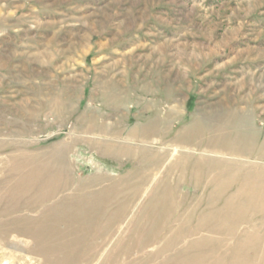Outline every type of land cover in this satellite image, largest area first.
<instances>
[{"label": "rangeland", "instance_id": "374dc122", "mask_svg": "<svg viewBox=\"0 0 264 264\" xmlns=\"http://www.w3.org/2000/svg\"><path fill=\"white\" fill-rule=\"evenodd\" d=\"M231 112L248 169L175 159ZM263 175L264 0H0V264H264Z\"/></svg>", "mask_w": 264, "mask_h": 264}, {"label": "bare ground", "instance_id": "6f19581e", "mask_svg": "<svg viewBox=\"0 0 264 264\" xmlns=\"http://www.w3.org/2000/svg\"><path fill=\"white\" fill-rule=\"evenodd\" d=\"M234 113V112H233ZM232 112L230 113V114H228L227 115V117H226V115L224 114V116L223 117H225V118H223L222 119V131H221V135L220 136H218L216 133H214V131H215V126L212 128V129H214V131H212L213 132V135H211L210 134V136L209 137H207L206 136V134H207V131L206 130H203V125L204 124H201L200 122H198L197 120L194 122V123H192L191 125H189L188 127H186L185 129H184V131L182 132V134L181 135H179V136H177L174 140H175V145L177 146V148H178V151H179V149H181L180 150V152H179V155H178V158H176L178 161L180 160L181 162H186L187 160H189V159H192V157H193V155H194V151H195V149H194V146H195V140H198V139H200V140H202V141H204V140H209V142H214L213 144H215L214 146H203V148H205L204 149V151L205 152H207L208 154H201L200 156L201 157H197L196 158V161H195V165L196 164H199V162H201V161H204V160H206V161H210V162H212V163H214L213 164V166L215 165V164H217V163H219L220 162V164H229V165H234V166H237L238 168H237V171H239L240 169H243V171L244 170H246V169H248V167L250 166V165H248V163H247V161L244 159V156L246 155V150L245 149H243V147H242V150L241 149H239V148H237L236 150H233V152H231V154L228 152V149H227V147H226V143H228V142H230L229 140H230V138H229V135H230V133H231V131H229L228 132V130H227V128H230V127H232L233 125H234V119L235 118H239V120H240V122L242 123V124H240L239 125V128H240V133L241 132H243L242 130H244L245 128H246V125H245V118H244V114L243 115H238V114H233ZM199 120V119H198ZM238 122V121H237ZM237 122H235V125L237 126ZM161 120L159 119L158 120V118H157V120L155 119V120H153L152 122H150L149 124H147V125H145V127L143 128V129H141V130H139V134L137 133L136 134V131L135 132H133V133H131V135L133 136V137H141L142 139H143V141L145 142V144H147L148 143V141L150 140V139H152L154 136H157V134H159L160 133V131L162 130V129H160L161 128ZM164 128V127H163ZM165 130V129H164ZM163 130V131H164ZM211 131V130H210ZM238 134L239 135V139H241V134ZM226 134H228V136H226ZM237 135V136H238ZM231 136V135H230ZM236 136V137H237ZM111 137V136H110ZM202 137V138H201ZM244 138V137H243ZM241 140H243V139H241ZM135 141V140H134ZM244 141V140H243ZM202 143V142H201ZM131 144V143H130ZM211 144V143H210ZM242 144V143H241ZM204 145V144H203ZM129 146V145H128ZM147 146V145H146ZM172 146V145H171ZM119 147V146H118ZM144 147H145V145H144ZM200 148V147H199ZM203 150V149H202ZM129 152V151H128ZM161 155V154H160ZM227 155H230V156H232L231 158H229V157H227ZM156 156V155H155ZM146 159V158H145ZM157 159V158H156ZM164 157L161 155V158H160V160L159 161H156V162H153L152 160V162H153V164L154 165H156V168H155V170H157V168H159L163 163H164ZM219 159V160H218ZM147 160V159H146ZM148 162V161H147ZM197 162V163H196ZM145 163V162H144ZM175 164V163H174ZM146 166H147V164H146ZM150 167V166H149ZM151 167H152V165H151ZM155 167V166H154ZM174 167V166H173ZM246 168V169H245ZM147 169V168H146ZM224 169V168H223ZM222 169V170H223ZM225 169H228V168H225ZM150 170V169H149ZM181 170V169H180ZM213 170V169H212ZM212 170H210L208 173L209 174H211L213 171ZM221 171V170H220ZM140 172V171H139ZM138 172V173H139ZM144 172V171H143ZM141 173V172H140ZM216 173V172H215ZM165 174V173H164ZM213 174V173H212ZM236 174V173H235ZM136 175V174H135ZM138 175V174H137ZM153 175H154V173L152 172V173H149V171H145L144 172V174H143V178H141L142 179V183H139L138 184V186H136L135 188H133L134 189V192H132V193H135V194H137V193H140V194H142V192H144V191H146V185L148 184V183H150V181L152 180V177H153ZM181 176V175H180ZM164 182H165V179H164ZM146 188V189H145ZM132 191V190H131ZM130 194V193H129ZM129 196V195H128ZM140 197V196H139ZM131 198V197H130ZM114 206V205H113ZM133 206V205H132ZM84 208V207H83ZM124 210H125V208H124ZM89 211V210H88ZM87 212V211H86ZM122 212V211H121ZM85 213V212H84ZM117 213H119V212H117ZM118 215V214H117ZM116 215V216H117ZM100 216V215H99ZM124 217V216H123ZM99 218V217H98ZM122 218V217H121ZM125 219V218H124ZM67 220V219H66ZM94 220H95V218H94ZM119 221H120V219H119ZM69 223V222H68ZM103 226V225H102ZM68 227V226H67ZM70 228V227H69ZM87 228V227H86ZM42 230V229H41ZM81 234V233H80ZM113 234H114V232H113ZM115 235V234H114ZM67 236H69V235H67ZM92 236V235H91ZM66 237V236H65ZM92 237H94V236H92ZM96 237V236H95ZM100 237V236H99ZM78 238V237H77ZM114 238H115V236H114ZM70 239V238H69ZM75 239V238H74ZM74 239H73V242H75L74 241ZM93 239V238H92ZM96 239V238H95ZM155 239V238H154ZM166 239H167V237H166ZM67 240V239H66ZM81 240H82V238H81ZM94 240V239H93ZM97 240H98V238H97ZM55 241V240H54ZM72 241V240H71ZM64 242V241H63ZM78 242V241H77ZM76 242V243H77ZM80 242V241H79ZM78 242V243H79ZM90 242V241H89ZM59 243V242H58ZM71 243V242H70ZM70 243H68V244H70ZM62 244V243H61ZM66 244V243H65ZM91 244H94V243H92L91 242ZM109 244V243H108ZM55 245V244H54ZM80 245V244H79ZM85 245H86V242H85ZM87 245H90V244H88L87 243ZM65 246V245H64ZM71 246V245H70ZM104 248H106V247H104ZM64 249V248H63ZM101 251V250H100ZM69 252V251H68ZM158 253H159V251H158ZM100 255V254H99ZM97 257H98V255H96Z\"/></svg>", "mask_w": 264, "mask_h": 264}, {"label": "crops", "instance_id": "0c3cea01", "mask_svg": "<svg viewBox=\"0 0 264 264\" xmlns=\"http://www.w3.org/2000/svg\"><path fill=\"white\" fill-rule=\"evenodd\" d=\"M96 144L98 145V146H102V147H104V153L106 154L105 156H109V157H111L112 158V156L115 154V156H118V151L116 150V151H114L113 150V148H114V146H113V143L111 142V141H108V139H106V141H105V139L104 138H101V140L100 139H97L96 141ZM113 147V148H112ZM128 151V150H127ZM161 155H165V154H161ZM163 157H165V156H163ZM196 157V156H195ZM176 159V158H175ZM174 159V161H177V160H175ZM195 158H192L191 159V161H192V165H194V160ZM194 162V163H193ZM208 162V168H207V166H206V168H204V169H202V170H200V175L199 174H197V171H194L193 170V173L195 174L194 176L196 177V176H207V173H208V171L209 170H214V171H216V165H212V164H214V163H212V162H210V161H207ZM175 163V167L176 168H178L179 167V163L178 162H174ZM180 169H184V167L183 168H180ZM212 170V171H213ZM168 171H169V168H168V170H167V173H168ZM180 172L182 173V171L180 170ZM190 172H192V169L191 168H189V170H188V175L190 174ZM180 176V175H179ZM177 177L176 179L178 180V178H180V177ZM212 178V176H210L209 177V180ZM165 179V178H164ZM208 180V181H209ZM241 180V179H240ZM257 180V179H256ZM227 181H229V180H227ZM262 181H264V175H263V178H262ZM177 182V181H176ZM240 183L242 184V183H244V181L243 182H241L240 181ZM256 184V183H255ZM236 185H237V183H236ZM235 185V186H236ZM238 186V185H237ZM234 187V186H233ZM258 188V185L256 184V185H254L253 186V189H255L254 191H250L251 193H264V183H262V187H261V191H257L256 189ZM258 189H260V188H258ZM235 190H232V189H230L229 191H227L226 193H238V192H234ZM243 191V190H242ZM242 193H244V192H242Z\"/></svg>", "mask_w": 264, "mask_h": 264}]
</instances>
